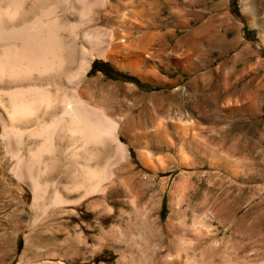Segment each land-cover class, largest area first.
I'll return each instance as SVG.
<instances>
[{
    "label": "rangeland",
    "instance_id": "obj_1",
    "mask_svg": "<svg viewBox=\"0 0 264 264\" xmlns=\"http://www.w3.org/2000/svg\"><path fill=\"white\" fill-rule=\"evenodd\" d=\"M118 1H91L85 31L110 37L113 25L94 15L106 18L112 6L125 14ZM137 4L149 12L115 61L83 54L78 37L62 36L71 70L89 67L81 98L118 124L120 145L80 150L60 139L30 169H47L35 200L13 174L0 120V264H264V0ZM123 57L138 65L124 69ZM52 83L50 92L76 90ZM26 135L23 156L42 143ZM99 152L90 167L125 157L114 164L108 200L76 188L84 154Z\"/></svg>",
    "mask_w": 264,
    "mask_h": 264
},
{
    "label": "bare ground",
    "instance_id": "obj_2",
    "mask_svg": "<svg viewBox=\"0 0 264 264\" xmlns=\"http://www.w3.org/2000/svg\"><path fill=\"white\" fill-rule=\"evenodd\" d=\"M91 1L89 4L87 0H0V84L7 85V89L0 92V95L6 99V105H0V120L8 151L17 160L13 174L27 183L35 200L40 195H44V187L39 181L46 169V166L38 170L37 167H41V163L44 162H41L42 156L55 150L56 142L60 139L67 137L70 143L80 150L89 145L102 147L108 143L120 145L118 124L81 98L78 88L84 84L89 67H83L76 72L71 70L72 63L67 57L68 50L71 49L65 44L66 40L64 42L62 36L68 33L70 37H78L81 40L83 54L115 61L114 59L123 53V39H131L134 36L137 17L140 15L144 17L149 11L147 12L142 5L140 9L137 0H119L118 4L125 7V14L120 13L118 6H112L106 18L100 12L95 14L96 23L100 20L113 25L109 39L104 40L101 39L98 31L89 33L84 29L83 21L91 13ZM30 14L32 17L27 19ZM61 15L73 17L78 23L70 25L72 21L68 23V20L71 19H67L68 17L64 19ZM118 40L121 42H117ZM147 46L142 52L139 50L140 54L146 52ZM134 57L117 61V64L124 69L132 70L138 65V59ZM61 80L75 86L76 90L68 91L58 86L59 88L56 87L57 89L50 92L49 84ZM37 82L45 84L36 86ZM29 121L34 124L32 129L21 130L17 127ZM25 134L41 139L42 143L34 150L27 149V154L23 156L22 148L18 144ZM104 153L84 154L83 165L76 167L80 181H74L78 185L76 188L82 189L84 194L101 191L103 199L108 200L110 191H107L106 185L113 183L116 176L114 164L124 160L125 157L114 153V156L107 157L103 167H90L87 164L99 156L102 157ZM35 166L37 167L34 171L37 172L33 173L34 171L31 170ZM58 200L59 198H55L54 201ZM174 262L199 264L191 260L182 262L179 258Z\"/></svg>",
    "mask_w": 264,
    "mask_h": 264
},
{
    "label": "trees",
    "instance_id": "obj_3",
    "mask_svg": "<svg viewBox=\"0 0 264 264\" xmlns=\"http://www.w3.org/2000/svg\"><path fill=\"white\" fill-rule=\"evenodd\" d=\"M235 3V2H234ZM233 3V6H235V4ZM163 213H164V210H163Z\"/></svg>",
    "mask_w": 264,
    "mask_h": 264
}]
</instances>
